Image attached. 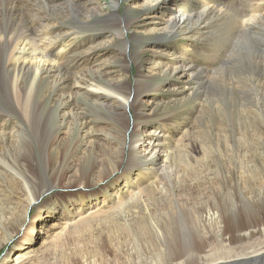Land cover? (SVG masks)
<instances>
[{
  "label": "rangeland",
  "instance_id": "374dc122",
  "mask_svg": "<svg viewBox=\"0 0 264 264\" xmlns=\"http://www.w3.org/2000/svg\"><path fill=\"white\" fill-rule=\"evenodd\" d=\"M70 1L76 5L74 11L83 15H88L85 7L100 11L98 16L88 15V22L96 30L79 32L75 39L63 37L77 26L71 13L64 15L53 8L47 12L33 2L25 7L24 0L20 2L26 13L22 31L31 32L39 50L47 48L46 40L55 41L46 51L57 60L62 74L103 67L105 79L120 84L126 97L141 96L138 102L144 116L140 123H145L140 128L142 138L149 131L157 132L166 162L163 170L129 169L130 128L138 108L131 106L125 116L114 97L105 100L119 114L112 125L105 119L107 108H94L83 96L70 101L60 112L58 138L52 146L47 142L56 129L51 108L55 101H47L50 99L44 95L45 85L39 86L36 96L35 102L41 100L40 105L31 102L35 107L29 117L31 124L8 105L3 106L7 108L5 112L13 114L11 119L2 118L4 109L0 108V132L23 123L21 129L28 135L29 153L20 154L13 148L4 152L0 148V264H93L95 260V264H144L142 261L151 253L146 250L156 238L137 225L131 226L133 233L124 230L123 209L135 207V198L140 194L147 198L158 192L167 193L163 194V201L148 204L173 252L172 258L167 257L171 264H208L220 258L234 264L254 254L260 257L264 252V233L241 234L264 225V1L169 0L161 4L162 0H118L113 8L110 0H53L50 6H63ZM206 8L212 13L201 22L195 23L194 19L172 36L167 35L165 22L172 13L190 16ZM221 9L223 17L230 14L234 18L218 19L216 11ZM112 12L122 22L129 18V24L123 23L121 40L102 25L105 21L97 22L100 18L109 19ZM246 14L258 19L250 33L239 24V16ZM18 21L0 17V35L22 32L14 31L21 26ZM182 59L192 68L191 75H200L190 85L159 73L167 60L177 64ZM4 63L2 56L0 93L6 87L2 82ZM186 86L190 89L184 90ZM1 98V104L10 101L9 97ZM87 100L90 102L93 96ZM77 116H81L78 123L74 121ZM82 117L88 125L86 130L92 131L87 138L77 133ZM15 158L34 177L37 186L36 204L27 210L22 207L25 196L18 179L1 165ZM97 161H103L104 168L113 162L118 172L104 176L98 171L101 167ZM60 164L65 171L59 173ZM82 169L88 171L84 182ZM213 201L225 217L221 227L224 240L208 226L203 233L199 227V236L192 220L196 215L204 216L206 205L213 210ZM234 214L236 221L230 218ZM32 226L36 227L35 235L31 244H26ZM132 239H138L139 250ZM18 255L23 258L15 263Z\"/></svg>",
  "mask_w": 264,
  "mask_h": 264
},
{
  "label": "bare ground",
  "instance_id": "6f19581e",
  "mask_svg": "<svg viewBox=\"0 0 264 264\" xmlns=\"http://www.w3.org/2000/svg\"><path fill=\"white\" fill-rule=\"evenodd\" d=\"M52 1L53 0H25V2H26L25 7H28V5H27L28 3L33 2L34 4H36V6L42 5V7L41 6L40 7L42 9H45L47 12H49L50 9L53 8V9H57L59 11L64 12V15L67 13V15L70 16V13H71L70 18L73 21L74 25L77 24V26H75L71 29L73 32H70V33L65 32L66 34L62 35L63 37H71L72 39H75L76 38L75 36H77L79 32H91L93 30H96L97 27L93 24L91 25V23L88 22L89 21L88 15L90 14L93 17L98 16L100 14V11L97 8H95L93 6L87 7V8L85 7L84 10H85L86 14H88V15H85V14L83 15L77 11H74L76 5H74L73 1L67 2L66 5H63V6L62 5L50 6L53 3ZM110 1H111L113 8L117 7L118 0H110ZM168 1L169 0H162L161 4H166ZM248 1H250V0H248ZM20 2H24V0H0V17L8 19V20L10 19V21H12L13 19H15V21H16V18H18L19 19L18 22L21 23L19 30L14 29V31H22L26 26V21L24 19L26 17V13H25L23 7H21ZM29 10H30V8H29ZM209 11L210 10H208L206 8L204 10H201L198 14L194 13V14H191L190 16L183 15L180 13H177V14L172 13L170 15L171 17H169L168 20L165 22V24L168 28L167 35L172 36L178 30H180V29L182 30L186 25H188L194 19H195V21H194L195 23L201 22L205 15L212 13L211 11L210 12ZM221 11H222V9L216 11V14L219 15L218 19L222 20V19H226V18H228V19L234 18L230 14H225L223 17L221 15L222 14ZM255 11H257V10H255ZM114 13L112 12L110 14L109 19L100 18L99 20H97V22L103 23L105 21L106 24H102V25L104 27H106L108 30L114 32L115 36L118 38V40L119 39L121 40V39H123V36H124L123 33L125 32L124 26L129 24V20H128L129 18L127 19V21L122 22V20L120 21V19L118 18L117 14L116 13L114 14ZM256 14H257V12H256ZM239 17L242 18L241 23L238 22L239 24H241L240 28L243 31L246 30V32H249V29L250 30H252V28L254 29L256 21L258 20L257 17L254 15H247L246 14L245 16L240 15ZM239 17L236 18V21L237 20L239 21ZM44 18H45V16H44ZM92 23H93V21H92ZM123 23L125 24L124 26H123ZM18 26L19 25H17V27ZM68 27H70V26H68ZM9 28H10V26L7 27L6 29L8 30ZM30 33L31 32L29 30H24L20 33H16V32L12 33L8 37H7V32H3L2 33L3 35H0V55H1L0 57L3 56L5 58V63L3 65V71H4L5 75H4V77H2V82L4 84H6V87L3 88V92L1 91V93H0V98L4 96L5 98L9 97V100H10L8 102V101H5L3 99L4 102H3V104H1V100H2V98H1L0 99V108L4 109L3 106L8 105V106H6L7 108L13 109V111L15 113H18L21 116L20 118H23L28 123H30V121H29L30 114H32L31 112L35 108V107H32L31 102L33 103V101L34 102L37 101L36 96L38 95V92H40L39 90L41 89V88L39 89V86L41 87V85H45L46 90L44 91V95H47L46 98L50 99L47 101H51V100L55 101L54 108L53 107H51V108L54 112V113H52L53 114L52 116L54 117L55 123H53V124H55L56 129L53 130L51 139H49V141L47 142V145L50 144L52 146L54 143H56V139L58 138L57 128L60 127V125H59L60 112H61V110H64L67 107V105L70 103V101H73V99L77 98V97L83 96V98L87 97L89 99L91 96H93V100H91L92 102L91 101L88 102L87 98L86 99L84 98L85 102L89 103L91 106H93L94 108H97V109L102 108L105 110L107 108L108 110H110L111 112L107 110L106 115L108 117L105 119L108 121V123H110L112 125L113 121H115V118L116 117L119 118V114L116 113L114 109L109 107V103H106L105 100H109L110 98L114 97L120 103V107L123 110V114H125V116L127 115V111L131 106L134 105L136 108H138L136 111V118H135V120H133L134 124L130 128L131 129V135L129 136V138L131 139V144H130V149H129V153H130L129 166H128L129 169L133 168V167L137 168V169L150 167L149 168L150 170L152 168L155 170H159L162 168V170H163V168H164L163 165L166 162L167 155L164 153V151H162V149L160 147L159 135L157 134V132H154V131H149L148 133L146 131H144V133L146 132L147 134H146L145 138H142L143 134H141V132H140V128L145 127L144 126L145 123L144 124L140 123V119L143 118V116H144L142 111H140L141 106L138 102V100L141 98V96H136V94H135L136 98L126 97L123 94L124 89L121 88L120 84L118 85V83H115L112 81H107L105 79L107 77V75L105 73L106 70L104 71L103 67H96L94 70L86 68V69H83L82 71H79L78 73H74L72 75H67V76L62 74L61 70L59 69V65L57 63V60L51 59L50 55L47 54V51H46L47 48L53 47L55 41H52L51 39L46 40L48 42L45 45L47 48H45L43 50H39V48L36 45L37 42L34 43V39L31 38L32 35L30 36ZM65 35H68V36H65ZM58 36L59 35H57V37ZM65 46H66V44H65ZM62 49H60V50H62ZM125 49H124V53H126ZM59 52H61V51H59ZM85 52H87V51H85ZM167 61L168 62L164 63L163 66L159 68L160 75L163 74L164 77H169V78L172 77L171 78L172 80H175V81H177V83H180L183 85H187V84L190 85V83L192 81L197 80V77H199V79H200V75H196V76L191 75L192 74V72H191L192 68H190L187 65V63L183 62V59H182V61L180 60V62H178L177 64L171 60H167ZM2 62H3V60H2ZM137 63H139L138 59H137ZM138 67H139V71L142 72L140 69V65H138ZM189 87L190 86H186L183 89L189 90L190 89ZM42 90H44V89H42ZM139 94H140V92H139ZM39 101H41V100H38V102H35V103H38L37 105H40ZM44 102H46V101H44ZM7 108L4 110L1 109L2 112L4 113V114L2 113V118L7 117L8 119H11V116L13 113L11 112L12 113L11 114L10 112H5V111H7ZM37 108H38V106H37ZM39 113L41 114V112H39ZM100 113H102V112L100 111ZM62 117H64L63 120H65V113L63 114ZM80 117L81 116L75 117L74 121L78 123V119ZM63 120H61V124L64 123ZM75 122H74V124H75ZM22 124L23 123L20 122L18 124V126L13 127L11 131H6L3 129V131L0 132V148H1V150L4 151V150H9V148H13V149H17V151L20 154L25 153L24 155H28L27 153H29V151H28V147H26L29 144L28 143L29 142L28 141V135L25 134V132L21 129ZM78 126H80V129L78 130L77 133L78 134L82 133L81 134L82 138H87L92 134L91 130H88V129L86 130L88 125H87L86 121L84 120V117L81 118V123L78 124ZM75 130H77V128ZM22 133H24V134H22ZM107 136H110V134H107ZM45 145H46V143H45ZM4 155H5V153H4ZM22 156L23 155H19V157H22ZM16 157H17V155H16ZM5 159H6V157H5ZM1 162H2V160H1ZM97 162H98V168L101 167L98 169V171L100 173H102L104 176L105 175L109 176V175L113 174L115 171H117V169H118L117 165H115L113 162L109 163L105 168H104V166H101V165H103V161H97ZM95 163H96V161H93L92 165L94 164V166H95ZM1 165L5 168L6 172H8L10 175H12L13 177H16L18 179L20 189L22 190L23 195L25 196L24 204H22L23 205L22 207H23V209L27 210L33 203H35V200L38 198V197H36L37 186H36V182H35L34 177H32L28 173V171H26V169L23 168L24 166L22 167L20 165V162L17 161V158L10 160L9 162L8 161L2 162ZM64 169H65V167L62 164H60L59 173L61 171H63ZM90 169H88V170H90ZM92 169H93V167H92ZM87 173H88V171L86 169H82L81 180L83 182L85 180H87V177H86ZM157 194H158V196H157L158 198L156 197ZM163 194L167 195V193L158 192L156 194L155 193L150 194L149 197L147 196V198H144L143 197L144 195L142 196L140 194L139 196H137L135 198L136 199V202H135L136 206L135 207H133V208L127 207V209L126 208L123 209L124 217H123V225H122L123 227L122 228L124 230L129 232V234L133 233L131 226L137 225V227L142 229L143 232L152 235L153 238H156L155 239L156 242L152 243V247H151V245H149L150 248H148L149 246L147 247L148 250H146V252L151 251V253H153V254L150 255L151 254L150 253L149 254L150 257L148 259L144 258V260L142 261L144 264H171L167 260L168 259L167 257L172 258L171 256H173V252H171V249L168 247L169 244L166 243V239L163 238L164 236L162 237V231L160 229V226L154 220V218L152 216L153 211H151L152 209L150 208V205L148 204L150 201L155 202V200H157L158 202H162L163 199L165 198V196H163ZM211 206H213L212 207L213 210L208 209V205L205 206L204 209H207V211L204 212L205 214L203 217H201L202 219L200 217H198V215H196V216H194V219H192V220H195L196 224H194V225L197 228V232H198L199 236H201L200 231H198L199 227L203 228V229H201V232L203 233V230L206 229L205 226H208L209 229H215L219 235L218 236L219 239H222L225 234L223 233L224 231L222 230L221 227L223 226L222 225L224 223L223 219L225 217L219 213L218 209L216 208V207H218V204L216 202L213 201ZM190 211H192V210H190ZM231 211H233V210H231ZM192 213H196V211H194ZM235 216H236V214H234L230 218H232L233 221H236ZM128 217H132V219H128ZM120 218H121V216H120ZM132 220H134V221H132ZM137 220H139V221L137 222ZM130 221H132V222H130ZM120 225H118V226H120ZM262 227L263 228L255 229V230L250 231V232L244 231V232H242L241 235L251 236V235H254L255 233L263 234L264 233V225H262ZM35 228L33 226L30 228L28 237L25 241L26 244H31V241L35 235ZM138 237H139V235H138ZM135 240H136V242L133 240L134 245L136 244V247L139 250L140 243L137 242L138 239H135ZM222 240H224V239H222ZM225 240H227L226 237H225ZM149 243L150 242H148V244ZM226 243H229V242L227 241ZM145 244H147V243H145ZM153 244H155V246H153ZM128 247H130V246H128ZM134 251H135V249H134ZM220 253H223V250H220ZM192 255H194V254H190L189 256L193 257ZM254 255L257 256L258 254L257 255L254 254ZM255 256L247 257L246 260H244V261L238 260V262H235L234 264H264V252H263V254L259 255L260 257L263 258L262 260H259L260 257L256 258ZM240 257H242V256H240ZM19 258H23V256L21 257V255H18L14 262L16 263V260H21ZM87 258H85V259H87ZM38 259H39V257H38ZM94 260L95 259H93L92 261H94ZM95 262H96V260H95ZM95 262H92V263L95 264ZM231 262H230V260L227 261L223 258H220V259H216L214 261H211L208 264H226V263L233 264V262L232 263ZM84 263L86 264L88 262L84 261ZM138 263H140V262H138ZM180 264H182V263H180ZM183 264H187L186 261L183 262Z\"/></svg>",
  "mask_w": 264,
  "mask_h": 264
}]
</instances>
